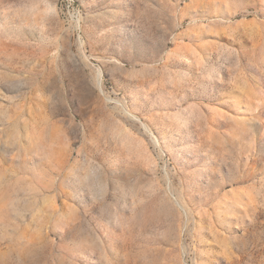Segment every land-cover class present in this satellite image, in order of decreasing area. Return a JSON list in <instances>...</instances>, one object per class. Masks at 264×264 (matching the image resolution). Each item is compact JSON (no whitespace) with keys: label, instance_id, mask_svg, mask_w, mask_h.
<instances>
[{"label":"rangeland","instance_id":"obj_1","mask_svg":"<svg viewBox=\"0 0 264 264\" xmlns=\"http://www.w3.org/2000/svg\"><path fill=\"white\" fill-rule=\"evenodd\" d=\"M0 264H264V0H0Z\"/></svg>","mask_w":264,"mask_h":264}]
</instances>
